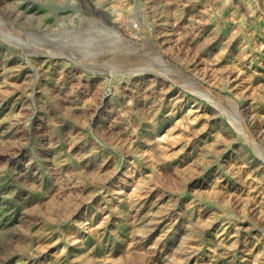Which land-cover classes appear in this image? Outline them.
Here are the masks:
<instances>
[{
    "label": "rangeland",
    "instance_id": "obj_1",
    "mask_svg": "<svg viewBox=\"0 0 264 264\" xmlns=\"http://www.w3.org/2000/svg\"><path fill=\"white\" fill-rule=\"evenodd\" d=\"M0 173V264H264V0H0Z\"/></svg>",
    "mask_w": 264,
    "mask_h": 264
},
{
    "label": "bare ground",
    "instance_id": "obj_2",
    "mask_svg": "<svg viewBox=\"0 0 264 264\" xmlns=\"http://www.w3.org/2000/svg\"><path fill=\"white\" fill-rule=\"evenodd\" d=\"M18 119V118H17ZM2 120V119H1ZM15 120H16V118H15ZM23 173V172H22ZM1 174V173H0ZM3 174V173H2ZM20 175V174H19ZM21 176V175H20ZM23 176V175H22ZM25 176H26V174H25ZM219 243H220V241H219ZM179 247V246H178ZM223 247V246H222ZM187 249V248H186ZM191 249V248H190ZM243 249V248H242ZM177 250V249H176ZM179 252V251H178ZM196 252V251H195ZM218 255H219V253H218ZM244 259V258H243ZM243 259H240V261L241 260H243ZM236 261V260H235ZM235 263V262H234Z\"/></svg>",
    "mask_w": 264,
    "mask_h": 264
}]
</instances>
